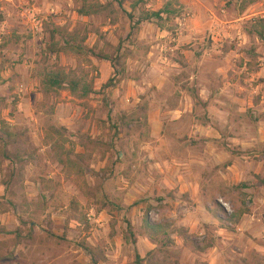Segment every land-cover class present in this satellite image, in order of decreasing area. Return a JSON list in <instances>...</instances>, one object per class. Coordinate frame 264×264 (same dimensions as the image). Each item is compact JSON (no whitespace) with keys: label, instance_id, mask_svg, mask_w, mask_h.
<instances>
[{"label":"rangeland","instance_id":"obj_1","mask_svg":"<svg viewBox=\"0 0 264 264\" xmlns=\"http://www.w3.org/2000/svg\"><path fill=\"white\" fill-rule=\"evenodd\" d=\"M132 1L0 0V264H134L136 254L140 264H264V192L248 185L264 180V149L233 146L212 174L204 168L219 197L176 198L148 151L146 115L149 99L174 102L168 77L194 46L239 49L241 64L264 57V41L246 35L264 29V0H144L133 11ZM166 3L172 14L131 28ZM56 69L93 82L92 93L45 91ZM257 69L239 65L238 80ZM252 102L226 125L256 130L264 107ZM144 217L166 233L148 236Z\"/></svg>","mask_w":264,"mask_h":264},{"label":"crops","instance_id":"obj_2","mask_svg":"<svg viewBox=\"0 0 264 264\" xmlns=\"http://www.w3.org/2000/svg\"><path fill=\"white\" fill-rule=\"evenodd\" d=\"M252 34L246 32L248 37L253 36L256 40L264 41V30L263 38ZM182 53L184 66L177 68L168 77L170 95L174 102L170 104L167 99L147 101L146 115L151 125V139L147 148L154 164L160 167L163 180L171 184L170 187L173 182L178 186L176 198L197 202L221 195L215 190L210 194L208 186L213 180L206 177L204 168L212 174L214 167L228 157L233 146L243 152L264 149V120L256 130H237L226 125L232 118L231 112L237 111V103L246 101L252 106L255 98L264 107V79L261 84L251 83L257 74L264 72V57L257 55L256 60L250 62V58L245 56L241 64L239 57L245 52L239 49L205 48L202 45ZM254 53L260 54V49H255ZM239 65H254L258 69L248 72L250 80H238ZM222 136H226L225 145L219 141ZM235 165L236 160L227 164L226 168L230 169ZM218 173L222 176L224 185L236 183L229 175L220 171ZM263 181L249 182L251 191L264 192ZM253 185L257 188L252 187ZM168 198L171 196L166 199Z\"/></svg>","mask_w":264,"mask_h":264},{"label":"trees","instance_id":"obj_3","mask_svg":"<svg viewBox=\"0 0 264 264\" xmlns=\"http://www.w3.org/2000/svg\"><path fill=\"white\" fill-rule=\"evenodd\" d=\"M115 1L118 6H122V2L123 0H113ZM144 0H135L132 1L130 3V9L133 11L135 9H137V7L143 2ZM173 9L170 7V3H166L161 9L157 10V11H140L138 13V16L136 17V21L132 22V27L133 26H137L143 22H149L151 20H159L161 19V15L165 14L166 16L172 14ZM126 15L128 16V18L130 19V21L133 19V15L131 13H126ZM263 27L261 26L259 29H255L251 30V29H246L247 33H255L256 35H258L259 37L263 38ZM70 41L69 40H65V45L70 47ZM107 59V58H105ZM117 74L121 72L120 71H116ZM114 79L113 78H109L108 81L106 82L105 86H111L114 85ZM42 87L45 91H49V90H60V89H67L71 95H75V96H79V97H87L90 93H92L93 91V82L86 84L84 82H82L81 78L75 76V75H69L68 73L64 72L61 69H56V70H50V71H46L43 74V79H42ZM71 154V151H67L65 153L66 157H69ZM244 212H240V213H236L234 214V216L231 218V221H233L234 223H236L239 219V217L241 216V214H243ZM127 224H129V222H127ZM143 226L145 228V233L150 236L151 238H157V235L159 234H165L166 233V225L162 224L161 222H155L152 221L150 218L148 217H144L143 218ZM4 230H0V233H3ZM184 233V231H183ZM142 261V258L136 254L135 255V260H134V264H140V262ZM95 264V262L93 263Z\"/></svg>","mask_w":264,"mask_h":264}]
</instances>
